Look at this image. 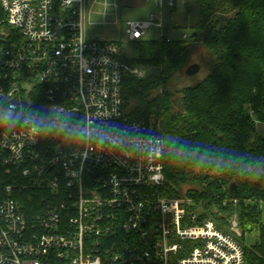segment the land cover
Returning <instances> with one entry per match:
<instances>
[{
  "label": "built area",
  "instance_id": "obj_1",
  "mask_svg": "<svg viewBox=\"0 0 264 264\" xmlns=\"http://www.w3.org/2000/svg\"><path fill=\"white\" fill-rule=\"evenodd\" d=\"M86 1L0 0V264H245L237 218L223 230L191 198L161 194L164 138L123 93L144 72L120 43L86 38ZM180 1L128 22L129 43L164 33ZM68 114L78 137L44 147L42 125ZM28 190L46 191L40 205Z\"/></svg>",
  "mask_w": 264,
  "mask_h": 264
},
{
  "label": "trees",
  "instance_id": "obj_2",
  "mask_svg": "<svg viewBox=\"0 0 264 264\" xmlns=\"http://www.w3.org/2000/svg\"><path fill=\"white\" fill-rule=\"evenodd\" d=\"M196 1L199 20L189 27L196 38L141 40L123 47V60L132 69L156 71L144 78L127 74L124 98L132 118L160 124L166 176L161 194L179 198L190 187L185 197L202 205L207 216L213 206L237 214L243 238L258 234L253 247L243 246L245 264H264V136L259 129L264 125V0ZM199 43L211 55L212 70L203 81L179 88L192 44ZM156 91L160 94L150 98ZM81 120L68 114L43 124L44 147L78 137ZM232 184L238 189L235 199ZM24 194V201L36 207L46 191Z\"/></svg>",
  "mask_w": 264,
  "mask_h": 264
},
{
  "label": "rangeland",
  "instance_id": "obj_3",
  "mask_svg": "<svg viewBox=\"0 0 264 264\" xmlns=\"http://www.w3.org/2000/svg\"><path fill=\"white\" fill-rule=\"evenodd\" d=\"M157 2L158 0H87L84 6V34L86 38L91 40L116 41L123 45L124 48L128 47L130 43L125 32L126 24L130 21H148L152 16L158 17L159 8L157 7ZM175 10V14H171ZM175 10L170 13L174 15L172 19H168L169 14L165 17V29L169 28L168 32L165 30L163 33L155 27H151L144 39L147 41H157L160 40L162 34H168L173 38H180L184 34H189L190 36L192 31L189 27L194 26L199 20L198 2L196 0H182L178 3ZM173 26H177L178 29L173 30ZM211 61L210 53L202 44H192V54L188 59L184 75L182 74L179 77L176 85L179 88H184L203 81L212 70ZM194 64H199L201 70L197 75L188 77L186 70ZM139 69L143 70L145 77L156 72L153 69L143 67ZM159 94L160 91H156L151 94L150 98L153 99ZM176 108L179 109L180 104H177ZM150 121L159 129L160 124L157 120L152 118ZM259 129L261 135L264 136V125H261ZM189 189L191 188L184 187L182 195L185 196ZM212 208V213L209 214L210 218L219 224H222L220 219L223 218L226 221V230H229L230 224L235 218L238 219L237 214L230 215V213L221 212L217 206H213ZM261 210L262 222L264 223V202L261 204ZM240 232L242 235L244 234L241 227ZM257 241V233H245L244 238L238 239V242L242 246L248 248L253 247Z\"/></svg>",
  "mask_w": 264,
  "mask_h": 264
},
{
  "label": "water",
  "instance_id": "obj_4",
  "mask_svg": "<svg viewBox=\"0 0 264 264\" xmlns=\"http://www.w3.org/2000/svg\"><path fill=\"white\" fill-rule=\"evenodd\" d=\"M197 33H193L191 34V39H194L197 37ZM201 70V66L199 64H194L192 66H190L187 70H186V75L188 77H193L195 75H197ZM238 195V189H237V185L236 184H232L230 187V196L231 198L235 199Z\"/></svg>",
  "mask_w": 264,
  "mask_h": 264
}]
</instances>
